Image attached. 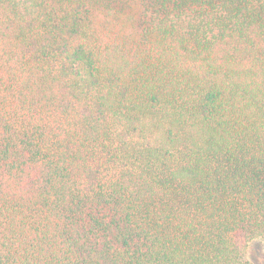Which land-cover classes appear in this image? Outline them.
I'll return each mask as SVG.
<instances>
[{
  "label": "trees",
  "instance_id": "trees-1",
  "mask_svg": "<svg viewBox=\"0 0 264 264\" xmlns=\"http://www.w3.org/2000/svg\"><path fill=\"white\" fill-rule=\"evenodd\" d=\"M264 240V0H0V264H250Z\"/></svg>",
  "mask_w": 264,
  "mask_h": 264
},
{
  "label": "rangeland",
  "instance_id": "rangeland-1",
  "mask_svg": "<svg viewBox=\"0 0 264 264\" xmlns=\"http://www.w3.org/2000/svg\"><path fill=\"white\" fill-rule=\"evenodd\" d=\"M244 258L250 264H264V240L260 238L250 240Z\"/></svg>",
  "mask_w": 264,
  "mask_h": 264
}]
</instances>
